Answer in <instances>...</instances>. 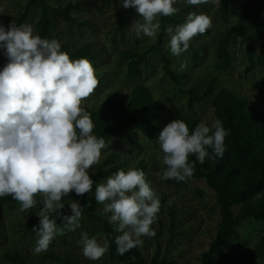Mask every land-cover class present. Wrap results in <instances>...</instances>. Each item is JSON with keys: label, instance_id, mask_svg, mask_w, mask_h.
Returning <instances> with one entry per match:
<instances>
[{"label": "trees", "instance_id": "16d2710c", "mask_svg": "<svg viewBox=\"0 0 264 264\" xmlns=\"http://www.w3.org/2000/svg\"><path fill=\"white\" fill-rule=\"evenodd\" d=\"M118 0H106L105 6H109ZM83 0H69L62 4H56V0H28L24 11L17 15L0 12V24L15 23L17 26L28 23L31 12L36 10L39 17L36 22L37 35L41 38L56 39L61 44V49L67 52L75 60L87 58L93 65L98 84L96 90L102 91L107 79L116 81L118 88L110 89L101 106H85L94 122V134L102 137L105 142L117 139L136 141L139 137L154 141L158 139L159 132L167 123L174 119L184 120L190 132L193 131L205 117L195 114L194 107L209 102L213 110L214 120H220L228 135L224 140L225 153L223 157L212 156L205 158L200 164L195 155L189 156V162H195L193 175L185 181L166 179L164 184L186 189L190 184L203 181L213 192L216 206L219 211L218 227L209 243V247L200 257L198 264H224L230 256L238 253V248L243 244V234L248 239V248L238 254L235 264H264V110L252 106L248 98L238 94L231 86L220 87L217 78H212L209 84L200 80L188 89L181 88L189 78V67L181 68V64L189 62L198 64L202 61L204 51L197 36L190 41L189 49L180 57L173 56L168 47V29H175L183 24L186 17L178 11L172 16L157 17L160 24L157 34V42L143 44L139 47H131L120 52L118 61L124 65L123 76L140 80L146 72L160 68L163 77L171 83L178 85L181 93L187 97L186 112H170L167 104L160 97L155 96L153 89L146 82H139L128 92L120 82L119 74L112 69L98 66L101 63L104 51L95 40L89 43L78 44L62 34L61 26L72 27L76 25L78 32L85 28H92L89 19L79 20V15L85 12ZM175 4L178 10L182 7ZM216 5V16L225 27L214 36L216 46L214 68L217 72L227 73L234 62V49L240 43L244 47L245 56L249 63L248 71L254 67L264 68V0H220ZM194 5L186 9L190 11ZM127 29L120 24L114 33L113 41L116 44L124 43L127 38ZM200 35V34H198ZM203 35H210L209 29ZM187 59V60H183ZM182 61L181 64H179ZM4 66V57L0 61ZM98 69V70H97ZM108 69V70H107ZM116 69V68H115ZM101 72V73H100ZM262 81L257 83L261 86ZM123 149V147H122ZM112 150L102 161L98 174L102 182L103 178L126 167L141 169L145 173L146 181L152 185L155 181L151 164L144 158L134 162V158L127 157L124 150ZM212 153V149H208ZM141 155V154H140ZM162 155V153H161ZM161 157V156H160ZM162 164V160L160 158ZM163 168L166 166L163 165ZM90 174V173H89ZM95 183L96 178L90 174ZM161 200V209L157 214L161 231L164 228L163 214L166 210L172 220L170 231L175 228L179 207L164 192L163 188L156 189ZM197 194H206L201 188H197ZM89 195V196H88ZM82 196L84 208L81 221L89 219L100 225L99 233L107 237L110 247L107 254L109 264H174L168 253L157 251L154 255H147L141 250L142 243L123 255L118 254L115 237L118 233L114 225L108 223L103 212L100 213L102 204L94 199L95 185L92 193ZM4 204H13L15 201L11 195L0 198ZM167 208V209H166ZM70 215L71 212L61 211ZM39 224V220L35 222ZM30 227H33L29 224ZM63 227V225H60ZM4 220L0 215V240ZM157 242L160 246L159 239ZM51 258L55 264H84L80 256L73 250L68 254L45 255ZM6 264H35L29 261L28 255L23 251L8 252L2 255ZM92 264H104L94 262Z\"/></svg>", "mask_w": 264, "mask_h": 264}, {"label": "clouds", "instance_id": "9594fccd", "mask_svg": "<svg viewBox=\"0 0 264 264\" xmlns=\"http://www.w3.org/2000/svg\"><path fill=\"white\" fill-rule=\"evenodd\" d=\"M187 5L217 4L220 0H182ZM177 0H120L125 8H134L142 22L133 26L137 35L155 37L159 16H172ZM2 12V9H0ZM212 25L204 13L190 12L183 24L168 29V47L180 57L189 49L190 41L204 34ZM0 50L7 63L0 68V198L11 195L21 211L35 208L36 195L43 198V207L36 215L39 224L35 254L47 251L61 231H75L81 226L85 207L78 201L69 203L71 214L62 215V197L70 192L77 196L92 193L103 205V214L119 233L115 237L117 252L125 254L142 243L141 237L153 236L151 230L161 209V200L146 181L141 169H120L106 180L95 183L89 174L100 163L106 142L97 137L90 113L82 101L98 84L95 69L87 58L73 60L62 51L56 39L34 34L30 24L0 25ZM185 65L181 64V68ZM228 132L220 120L201 121L190 132L187 123L174 119L159 132L155 141L162 153L165 179L185 181L194 173L195 155L200 164L205 158L223 157ZM212 149L210 154L208 149ZM171 205L172 200L168 201ZM58 214V215H54ZM62 218L63 227H58ZM82 255L99 260L109 249L105 237L82 233Z\"/></svg>", "mask_w": 264, "mask_h": 264}, {"label": "rangeland", "instance_id": "374dc122", "mask_svg": "<svg viewBox=\"0 0 264 264\" xmlns=\"http://www.w3.org/2000/svg\"><path fill=\"white\" fill-rule=\"evenodd\" d=\"M28 0H0V9L3 13H9L12 15L20 14L24 11V7ZM69 0H56V4H62ZM80 1V0H74ZM85 2V12L79 15V20L89 19L92 24V28H85L82 32H78L76 25L72 27L61 26L62 34L65 39L74 41L75 43H89L97 41L104 51L103 59L98 66H102L103 69H112V72L119 74L121 78L120 82L125 87L123 91H130L137 83L146 82L153 89L155 96L160 97L165 101L170 112H186L187 97L181 93L179 86L171 83L163 77V72L160 68L154 69V71L146 72L143 78L136 80L134 78H126L122 73H125L123 64L118 61L120 52L127 50L131 47H139L143 44H152L157 42V34L155 37H147L143 34L137 35V32L133 26L135 21L142 22L140 14L136 12L134 8L125 9L120 5V0L115 3L105 6L106 0H83ZM178 5L182 7L178 12L187 17L190 12L207 14L211 20L212 25L209 28L210 35H197L199 43L203 46V59L200 63L194 64L189 61L179 64H184V67H189V78L184 82L181 88L188 89L196 84H199L200 80H203L205 84H209L212 78H217L220 82V87L231 86L236 90L238 94H242L248 98L252 106L256 109L264 110V68L254 67L251 71H248L249 63L245 56V50L242 44H238L234 49V62L232 67L227 73L217 72L214 68L216 62L215 53L217 43L215 42V35L218 31L224 30V26L216 16V5L213 4H201L194 5L189 11H186L191 5H187L182 0H177ZM176 3V4H177ZM39 17V12L33 10L27 24L32 25L34 34L37 35L36 22ZM158 22V19L157 21ZM122 24L127 29V38L124 43L116 44L114 39V33L117 31V27ZM8 26V23L0 24ZM4 57V65L7 63V57L0 50V61ZM187 60V59H183ZM0 68L2 64L0 63ZM116 68V69H115ZM107 69V70H108ZM98 70V69H97ZM101 73V72H100ZM262 81L261 86H257V83ZM104 82L106 86L99 92L94 89L93 93L88 98L82 101V107L87 105H95L99 107L104 101L106 93L110 89L118 88L119 85L112 79H107ZM106 89L107 92L105 91ZM195 114L213 121V110L210 108L209 102L203 103L199 106H195ZM154 141L145 140L143 137H139L136 141H128L127 139H117L115 141L106 142L105 149L102 150L100 163L93 165L89 169V173L96 178L97 182H101L98 174V169L102 161L108 156L112 150H124L127 152V157L134 158V162L141 158H144L151 164V169L154 174L155 181L150 186L156 191L163 188L164 192L168 194V197L174 201L179 207L180 211L175 221L174 231H170L172 220L169 216L168 210L163 214L164 228L161 231L160 222L156 216L151 230L155 233L153 236H143V243L141 250L147 255H154L157 251H162L163 254L168 255L173 259L174 264H198L201 254L208 249L209 243L212 239V235L218 227L219 211L216 206V199L212 190L203 182H196L190 184L188 188H177L173 186H167L164 184L165 178L163 177V166L160 162L161 151L158 144ZM141 154V155H140ZM130 167H126L127 170ZM107 178H103L102 181ZM197 188H201L206 192L204 196L197 194ZM85 193L83 195H88ZM82 195V196H83ZM82 196H77L74 192H70L68 196L62 197V201L65 204L64 209L71 212L69 203L73 200L78 201L82 206ZM89 196V195H88ZM37 204L35 208L28 211H21L20 204L15 202L13 204H4L0 202V215L4 220V228L2 230V236L0 240V264H6L7 261L2 259V255L8 252L23 251L28 255L29 261L35 264H55L51 258H46L45 255L53 253L55 255L68 254V251H75L81 258L86 261L84 264H92L94 262H101L104 264L110 263V258L107 252L97 261H91L86 259L81 252L80 240L82 233L87 232L90 237H103L100 233V225L96 221L85 219L80 222L81 226L75 231H61L54 240L51 242L47 251L35 254L32 249L36 244V235L32 231L34 226H37L35 222L39 220L36 212L43 207V198L40 194L36 195ZM167 209V208H166ZM103 205L100 208V213L103 212ZM58 215V214H54ZM65 215V214H62ZM63 223L62 218H57V225L61 227ZM29 224L33 227H30ZM62 228V227H61ZM119 234V233H118ZM244 240L243 244L237 249L236 255L230 256L224 264H235L238 259V254L248 248V239H246L242 232ZM159 239L160 246L157 242Z\"/></svg>", "mask_w": 264, "mask_h": 264}]
</instances>
